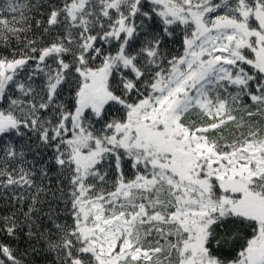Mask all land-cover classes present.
<instances>
[{
  "label": "snow or ice",
  "instance_id": "6c2138e0",
  "mask_svg": "<svg viewBox=\"0 0 264 264\" xmlns=\"http://www.w3.org/2000/svg\"><path fill=\"white\" fill-rule=\"evenodd\" d=\"M0 264H264V0H0Z\"/></svg>",
  "mask_w": 264,
  "mask_h": 264
}]
</instances>
